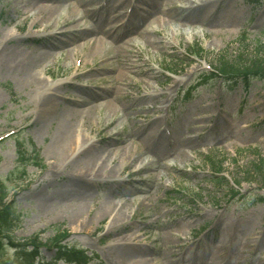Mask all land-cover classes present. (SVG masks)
<instances>
[{
    "label": "rangeland",
    "instance_id": "1",
    "mask_svg": "<svg viewBox=\"0 0 264 264\" xmlns=\"http://www.w3.org/2000/svg\"><path fill=\"white\" fill-rule=\"evenodd\" d=\"M17 1L0 0V30L16 32L19 20L13 9ZM216 1H220L218 16L205 26L219 30L218 35L180 37L157 51L139 39L140 66L157 69V77L152 79L154 86L158 92L170 94L158 96L160 101L153 105V111L131 114L126 104L121 112L129 115L127 125L109 137H105L106 133L96 136L100 142L124 140L114 143L115 147L127 142L128 133H136L130 141L132 150H144L153 157L155 161L146 164L151 173L135 174L130 166L113 177L91 178V188L82 193L67 190L73 183L68 174L40 183L34 176L42 171L38 162L44 161L45 146L55 125L46 138L35 135L36 115L20 121L29 111L34 93L12 75H0V235H9L5 236L9 239L4 241L7 248L0 264H120L110 254L118 249L126 250L128 257L145 255L149 264H264V80L252 84L249 92L243 86L228 90L220 79L205 84L200 81L204 71L221 62L264 63V0ZM97 2L91 0L81 7L93 9ZM143 3L139 0L138 4ZM225 6L228 15L219 16ZM121 7L123 4H118V12ZM127 9L128 5L123 10ZM224 29L232 32L222 33ZM58 38L40 37L33 42L44 46V42L62 41ZM73 40L59 47L78 42ZM31 45L21 43L20 47ZM95 66L91 78L111 75L110 67H101L99 62ZM64 69V60L59 56L51 65V73L56 79L73 73ZM82 78L80 74L73 76L60 89V95L72 98L74 93L87 92L92 87L94 92L99 90L106 95L108 89H103L111 86L109 81ZM82 83H91V87ZM95 121L93 118L89 124ZM159 131L171 144L182 145L186 141L184 148L189 156L174 161L178 154L167 150L162 154L164 160L158 158L156 145L149 149L150 144L143 137ZM170 160L174 164L163 166L162 177H158L154 165ZM107 196L116 198V210L124 213L125 225L107 232L112 219L109 216L102 223L96 222L95 229L77 230L69 218L74 210L84 203L87 212ZM45 201L52 205L48 210L44 209ZM66 204L73 206L63 213ZM5 218L10 223H3ZM181 225V238L167 243L166 250L153 235L136 239L125 236L139 229L154 232L180 229ZM32 243L38 246L33 247ZM60 247L75 249L85 257L74 254L67 260L61 256Z\"/></svg>",
    "mask_w": 264,
    "mask_h": 264
},
{
    "label": "bare ground",
    "instance_id": "2",
    "mask_svg": "<svg viewBox=\"0 0 264 264\" xmlns=\"http://www.w3.org/2000/svg\"><path fill=\"white\" fill-rule=\"evenodd\" d=\"M89 1L91 0H18L13 9L19 20L15 25L16 32L6 28L0 30V75H12L22 87L30 88L29 91L34 93L35 97L32 104H29V111L20 121L36 115L33 124L34 134L45 138L50 128L55 125L45 146L44 161L38 162L42 171L34 177L41 183L46 178L68 174L72 177L73 183L67 190L76 193L89 190L91 187L88 185L91 184L88 183H93L91 178L113 177L130 166L131 172L135 174L146 173L149 172L146 164L155 161L151 159L152 156L147 157L144 150L142 153L133 152L130 141L136 133H128L125 136L127 142L115 147L114 143L121 144L124 140L100 142L96 139V136L105 133V137L116 134L127 125L129 115L121 112L126 104L132 110L131 114L133 111L135 113L153 111L156 109L153 105L160 101L157 98L170 94L168 91L158 92L154 86L152 79L157 77V69H144L140 66L142 62L139 63L138 60L141 52L137 47L139 39L147 41L157 51L165 43L179 41L180 37L190 39L201 34L207 37L219 34V30H211L205 24L215 21L220 1L157 0L153 3L142 0L145 2L142 6L138 4L139 0H117L118 4H123L121 12H118L120 10L118 4H113V0H95L98 1V6L93 9L81 7ZM127 5L128 9L124 11ZM205 8L208 10L206 13ZM226 9L228 10L226 6L223 7L219 16L226 15ZM26 22H30L28 26ZM226 32L232 30H222V33ZM40 37H59L58 39L62 41L44 42V46H41L33 42V39ZM108 37L111 40L107 39ZM73 39H78V42L67 48L59 47L67 44L69 40L74 41ZM213 41L211 40V43ZM21 43L32 45L25 48L20 47ZM59 48L60 50H55ZM59 56L64 60L63 71L73 70V73L56 79L51 73V65L56 63ZM82 57L83 61L80 60ZM98 62L101 67H110L108 74L111 75L91 78ZM89 65L94 67L87 70L86 67ZM77 74L83 75L82 79L86 80L109 81L111 86H104V91L108 89L106 95L99 90L94 92L95 89L92 87L87 92L74 93L72 98L62 97L60 89ZM182 79H175L171 84ZM83 85L91 87V83ZM139 90H142L143 94H135ZM103 96L104 98H99ZM127 97L128 100H125ZM130 97L133 98L132 101ZM127 107L124 110H127ZM93 118H96V121L89 124ZM156 135L159 137L158 140L155 139ZM156 135L147 133L143 139L150 144L149 149L156 145L155 155L158 158L163 159L162 154L168 153L167 150L178 154L173 158L174 161L189 156L184 148L186 141L182 145L179 143L174 145L168 141L170 145L162 131ZM173 164L170 160L162 165H154L153 169L157 171L158 177H162L161 168ZM163 183L160 182L162 185ZM117 204L116 198L107 196L97 207L91 205L85 212L83 203V206L79 205L69 217L70 222L77 230H88L95 229L96 222L102 223L112 216L107 229V232H111L113 228L125 225L126 222L124 213L120 209L116 210ZM44 206V209L48 210L52 205L45 201ZM71 206L73 205L66 204L65 209H62L63 213ZM160 211V214L163 213L162 209ZM182 229L183 226L180 229L162 228L154 232L139 229L130 231L125 236L136 239L153 235L166 250L167 243L172 240L179 241ZM110 254L120 264L151 262L145 255H141L140 258L128 257L126 250L121 249L112 250ZM169 256L171 257L172 253Z\"/></svg>",
    "mask_w": 264,
    "mask_h": 264
},
{
    "label": "trees",
    "instance_id": "3",
    "mask_svg": "<svg viewBox=\"0 0 264 264\" xmlns=\"http://www.w3.org/2000/svg\"><path fill=\"white\" fill-rule=\"evenodd\" d=\"M255 62V61H254ZM205 76V75H204ZM225 82L227 88H235L243 86L245 88H251L252 84L255 82L264 79V63H253L251 62H241V63H220L217 68H214L213 71L206 73V79L212 80L219 77ZM2 198H4V193H1ZM10 223V221L5 218L3 223ZM3 227V224H2ZM1 229V228H0ZM4 228H2L3 230ZM9 236L7 233H4V237ZM2 237L0 235V257L4 256V251H6L5 240L8 237ZM33 244V243H32ZM34 247L38 245L33 244ZM61 256H73L78 254L75 249H68L65 247H60Z\"/></svg>",
    "mask_w": 264,
    "mask_h": 264
}]
</instances>
